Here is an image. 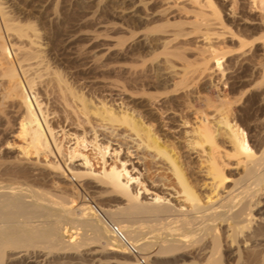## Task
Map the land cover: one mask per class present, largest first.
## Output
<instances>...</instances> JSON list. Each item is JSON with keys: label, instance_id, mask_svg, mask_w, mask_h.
<instances>
[{"label": "bare ground", "instance_id": "obj_1", "mask_svg": "<svg viewBox=\"0 0 264 264\" xmlns=\"http://www.w3.org/2000/svg\"><path fill=\"white\" fill-rule=\"evenodd\" d=\"M193 2H194L195 7L197 9H195L194 7H191L194 9L187 10L188 9L187 8V9H184V11L185 10L188 11V14H190L192 11H195L196 13L195 14L193 13L195 16H197L199 12H200V14L204 13L205 14L204 15L205 16V19H204L205 25L204 24L203 25H204V27L205 26L207 27V28H205L207 30H208V28L210 29L211 28L210 26H213V24H215V25L219 24L222 27L226 28L228 25L227 22H228L229 18H231V21L234 23V26H235V29L233 30L234 32H233L232 37L235 39L236 45H237V46L235 45L236 53H237V55L235 57L236 62H238L239 64H241L242 62H245L244 61L245 56L247 54H250V53H251L250 56L253 57V58L251 57L252 62L250 65L251 66V73H252L251 75H252L253 79H252L251 83L249 82L250 84L248 83V85H249L248 88L245 89V91L240 93V94L243 96L245 93V96H246V93H247V97L245 99L246 100L245 102H248L250 104H254V106H255V104L260 105V107L264 110V89L262 87V84L264 85V0H218V4H216L214 0H193ZM190 6H192V4ZM204 8L211 9L212 13L217 14L216 16H217V18L219 17L218 18L219 22H216V23L212 22V20L208 17L209 14L205 12L206 10ZM177 10H178V12H177ZM177 10H175L176 13H179L180 9H177ZM182 11H183V8H182ZM180 13H179V15H180ZM184 13H186V12H184ZM188 14L185 16V18L188 17ZM194 15H191V16L194 17ZM163 16H164V14H163ZM188 19H190V18H188ZM195 19H193V20H195ZM187 20H186V22H184L183 18L181 21H180V19L179 20H174V19L171 20V21H174V22H172L171 27L173 28V25L175 26L174 27L175 30L173 29V31H176V29H177L176 27H178L180 24L179 22L183 21V23H187ZM165 21H167V19ZM175 21H177V22H175ZM200 21H201V23H198V24L202 25V20H200ZM188 22H189V20H188ZM176 23H178V24H176ZM183 23H181L179 27H181V25ZM162 31L164 32V30H162ZM172 33H173L172 35H174L175 33L177 34V31L175 33L174 32H172ZM130 34H131V31H130L129 35ZM178 34L180 35V32H178ZM178 34H177V36H178ZM203 34H204V32H203ZM165 35H167V34H165ZM175 35L171 36V37H173L172 39H175L174 38ZM185 35L188 36V34L184 33L183 35L181 34V37L182 36L185 37ZM201 37H203V35H201ZM205 37H207V36H205ZM198 38L199 37H197L196 40H198ZM163 39L165 41H167V40L171 41V43H172L171 38L170 39L169 38L168 39L163 38ZM181 39H183V37ZM207 39H204V40L207 41ZM234 39H231V40H234ZM164 40H163V42H164ZM71 41H72V39L69 35L65 38L64 44H69V43H71ZM222 41H220V42H222ZM165 43H163V46H165L164 45ZM215 43H216V41H215ZM173 44H174V42H173ZM187 45L189 46L188 42H187ZM187 45H184L185 48ZM195 45L197 46V43H195ZM167 46H165L164 48H166ZM182 46L183 45H181V48H182ZM184 46H183V48H184ZM196 46L192 47V49H193V51L198 53V55H194L193 58H190V59L187 58V56H186V58L188 59L189 62H193V60L195 59L196 56L199 59V61L194 60V65L192 63V67L196 66L195 69L199 68V65L197 67V64H196L197 62H199L200 63L199 69H201L200 71L208 74V76H206V78L207 77L209 78L211 73L214 74V73H218V71H219V73L223 71L222 68L224 66L222 67V64H221L222 63V61H221L222 56H218V51H217L219 49L218 46H216L211 41H207L204 46H200L201 48L197 46L198 49L200 48L199 50L196 48ZM222 46H223V44H222ZM228 47H229V45H228ZM181 48L179 47V50H181ZM183 48H182V50H185ZM222 48H224V47H222ZM189 49L190 48H188V50ZM42 50L43 49L41 47V44L37 38H31L25 44H16V42H13V41L7 42L6 38L3 35V39H2V42L0 44V117L3 116L4 114H7V115L10 114V116L14 118L16 123H17V125H16L17 131L15 130L16 135L19 137V139L20 138L22 139V142H21L22 144L21 145L19 144L20 147L18 146L20 148L19 149L20 150V154H19L20 156L18 155V157L15 158L16 160L14 159L15 160L14 169H11V168L8 169L7 167H5L6 165L3 166L4 165L3 161H0V258H1V255L7 250L8 247L12 248V249L13 248H19V247L21 248V247H23V245L26 246L30 242L34 243L35 242L34 240H36V239H38V241H40L39 239H43V240H46L47 242H52V243L59 244V245L61 244V246L63 245L62 246L63 249L65 247L67 249H69L73 245V238L74 237L72 238L71 234H70L71 238L67 239V240L60 237L61 230L63 229L62 230L63 232H65L66 230L62 225L61 226L63 228H61L59 226V224H58L59 222L57 223L54 220L53 223H49L45 227H41L42 225L39 226L37 224H34V220L38 219V218H36L37 217L36 210H38V209H36L38 207V205L36 203L37 199H34V198H37V196L34 195L35 194L34 192L37 189H33L34 190V192H33V190L32 191L28 190V188H26L25 186H29V182H30L29 178L31 176H33L36 173V171L39 170L40 168H44V169L47 168V169H49V171L51 170V172L53 173L52 176L56 177L57 175H59V176L61 175V176H65L66 177L65 179H67L68 174H70L71 177L76 178V180H77V178H78V180L80 178L82 179L85 176H91V177L98 178L99 180H96V181L94 180L95 178L93 179L95 181V183H99L97 181H102V183H104L105 185L108 186V190L110 188L112 191H116V193L119 192L126 197V199H125V200H127V202H125L126 205L124 206L125 203L122 202V203H124L122 208H118V209L114 208L113 209V208H106L104 206H103L104 208L102 207V209L108 214V216L114 222H116L118 225H120L121 228L126 232L128 237L138 246L139 256L133 257L132 259H134V260H130L128 262H126L128 258L126 256H122L123 261L120 262L122 264H140V262L145 263V260L147 258H149L148 256H146L148 254V252H145V250L148 247L150 248V246H152V245L154 246V244H155V243L153 244L154 240L148 241V240L143 239V237H140V235H141L140 232L146 233L144 231H139L140 226L138 228L137 226L135 227L132 224H130V222L128 224L126 222H124L125 220L123 219V217H125L127 215H131V223H134L132 221H135V220H132L133 219L132 217H134V215L138 216L137 213L147 214L149 217H151L148 219H150V221L152 222V223L147 222L148 224L154 225L155 223H157V224H155L154 228H156V226L157 227L161 226V228H162L160 236H158V237L156 236L157 238L160 239L161 243L158 246V248H156L155 254L153 251V255H149V256H151V257L153 256V258L155 256L156 257L157 256L161 257L162 255L165 256L166 254L171 255V257L175 256V257L171 258V264H200L201 261L199 262V260L201 258L204 261H206V263H209L207 261H209L211 259V257L213 258L214 253L217 252L220 239L223 240V242H224L223 244H227V246H229V248L233 246V248H235L237 250V252H238V250L243 249V248L239 249L240 247H244L247 250H249V247L250 248L251 247H253V248L257 247L262 252H264V219L261 218V216H259V215L256 216L257 213H261L260 212L261 210L264 211V196L261 194V189H263L261 187V185L264 182V131H262V133H261L262 136H260L261 142H260L259 146L255 147V146L251 145L248 142L243 129L240 128L238 126V124H236V122L232 119L234 115H233V113L231 114V112H232L231 102L233 100L231 102H228L227 99H229L228 98L229 96L225 97L226 99H224V98L222 100L218 99L220 101V103L218 105H213L214 103L211 104L212 100H209L210 98H208V95L206 94L207 97L206 96H204V97L208 98L206 100H209V101H206L207 104L204 102L205 100L203 101L206 108L205 107L204 108L199 107V106H201L200 104H197L198 105V107H197L196 104L190 102V100H189L190 98L188 96H186L187 100H186V103H184L185 104L184 105L185 111L184 110L183 111L187 112V114H184L180 117L179 112L177 111L178 112L177 114L179 117H178V124H176L175 126H177V128L179 127V129H182V132L180 135H178V136L176 135L174 137V139L171 141V146H170V148H171L170 153L171 154L170 153L165 154L166 148H163L162 144H161V146L159 145V143H161V142H159V140L156 138L157 135L154 136V133H152L151 130L148 129V127L147 128L145 127L146 129L144 128L141 130L142 126H140V125H144V123H142V122H141L142 124L139 123L140 128L136 129V128H138V126L136 124H137V122H139V121L136 122V120H138L140 118V116L138 117V119H134L135 117H137V115H136V116H134V118L132 120L131 119L129 120L130 116L133 117V115H131V112H130V111H133V109H130L129 112L126 110H124V113L122 112L123 113L122 120L123 119H126L127 121L129 120L131 122L130 124H132V122H133L134 124H132V125H134L135 128L133 126L131 129H134L137 131V133H135V134L136 135L138 134L139 137L147 139L150 142L149 143L150 145L149 144H147V145H149L150 148H152V149L155 148L157 150L155 153H157V152L162 153L161 156H164V154H165L166 158L164 159V157H163V160L167 159L166 163H168V167L167 166L166 167L167 168L170 167L171 172L170 171L169 172L171 173V186L170 187L168 186L169 188H164L165 190L167 189L168 191L164 192V190H162L159 192H153V190H152V194H150V196L151 195L152 196L150 198L148 197V200H146V199H143V197H140L141 196L140 195L141 190H139V189L136 190L138 185H137L135 191H134V188H133V191L131 189V186H132L131 184L137 180H136V176H133L130 173L129 168L126 165V163H128V161L126 162L127 159L123 158V161L122 160L119 161L120 165H114V163L112 162L113 165H111L108 169H106L105 168L106 155H108V152L110 151L109 145L98 143L97 134H96L95 130H92L93 133L90 131L92 133V135H91L92 138L89 140L87 138V134H88L87 132L88 131L86 132V130H83V127H82L83 124H81V121H83V120L88 121V123L90 124V122H89L90 118H95L96 121L100 122V125H104L105 120H107V119H105V117L106 118L109 117L110 119L112 117H114V119H115V117H117V119L121 120L120 119L121 117L119 118V116H121V115L117 116V113H116L117 110L114 112L115 109L112 108L111 106L110 107H108V105L106 106L104 102H103V104H101L100 107H96V108L91 109L92 107L89 106L90 105V101H88L89 99L87 98L88 100H86L85 96H83L82 94H78L77 91H75V88H73L74 86L71 87V85H72L71 82H70V84H71L70 85L69 81H67V79H66L67 77H64V75L60 74L58 71H53L52 80L46 81L43 78V76H45L47 73H45L46 66H45V62H44L45 61L44 57L42 55V52H43ZM179 50H177V51L179 53H181ZM188 50L186 49V51H188ZM196 50H198V51H196ZM174 51H176V50H174ZM178 52L175 53V56L179 55ZM172 53H174V52H172ZM177 57H179L178 60H180V58H182V57L185 58V55H184V53H181V55L177 56ZM176 59L177 58L175 57L174 60H176ZM178 60H176L175 62H177ZM190 60H192V61H190ZM185 61H186V59H183L182 62H185ZM248 61H249V58H248ZM180 62L181 61H179L178 63H180ZM185 63H184V65H185ZM248 63H246V64H248ZM190 64H188V65L190 66ZM234 64H235V61H234ZM172 65L174 66V63L171 64V66ZM184 65L182 63H180L179 69L180 68L183 69ZM188 67H185L184 70ZM189 68H190L189 70L192 71L191 73L189 70H187V71L185 70V71L186 72L189 71L188 73H190L191 75H192V73H196V72L198 73V69H196L197 71L194 69L196 71V72H194V70H191L192 69L191 66ZM227 68H229V67H227ZM227 68L224 67L225 70ZM176 69H178V66L176 67ZM173 71H174V69H173ZM181 73H183V72H181ZM223 73H225V72H223ZM178 75L179 74L177 73L175 76L177 77ZM181 75H183V74H181ZM185 75H183V76L184 77L188 76V75L187 76H185ZM191 75H189L190 78H191ZM199 75H201V72ZM199 75H198V77H199ZM202 75H204V74L202 73ZM180 76H178V78ZM192 76H194V74ZM201 76H200V78H201ZM196 77H197V75H196ZM232 77H230V78H232ZM182 78L183 77H181L180 79L182 80ZM194 78H195V76H194ZM202 78H203V76H202ZM186 79H185V81H187ZM247 79H249V78H247ZM177 80L178 79H176V81ZM179 80H178V82H175L176 83L175 86L174 85L171 86L172 92H174L173 87H177L178 83H179L178 90L181 89V91L183 92L184 88L182 87V81H184V80L181 81V84H180ZM193 80H191V81H193ZM209 80H210V78H209ZM216 80H218V77ZM210 82H211V80H210ZM215 82H216L215 84H217L218 81H215ZM220 82H219V84H220ZM231 82H234V81H231ZM211 83H210V86H211ZM223 83L227 84V82L225 83V81ZM223 83L221 82V85L224 86ZM188 85H190V84H188ZM235 85H236V83H235ZM239 85H241V84H239ZM183 86L186 89H189L191 86L194 87L193 85H190L187 87V86H185L184 82H183ZM212 86H213V84H212ZM216 87H217V85H216ZM237 87H239V86H237ZM261 87H262V89H261ZM259 89H261V90H259ZM219 92H221V91H219ZM130 93H132V92H130ZM207 93H209V91ZM228 93H230V91ZM190 94H189V96H190ZM198 94H201L202 98H203L204 93H198ZM230 94L232 95V93H230ZM132 95H130V96H132ZM185 95H187V94H185ZM41 96H44L46 99L47 98L53 99V101L57 105L62 107V109H63L62 111L65 113V115H64L65 116V122H69V125L70 124H76L77 126H79V128L81 127L80 133L77 131H75V132L70 131V133H66V132L64 133V124H63V126H59V124H58L60 132L61 133L63 132L64 135L65 134L67 135L64 138H67L68 136H70L69 139L71 141L73 140V143H72L73 145H68V146H72V148L68 147L71 150L68 151L69 150L68 149L67 152L65 151L66 153H64L63 151H64V149H67V146L64 149H62V145H61L62 144L61 141L64 140L63 136L61 138L62 140L56 139V138H59V137H57V135L59 133L57 132V135L55 136L54 127H51V124L49 123V116L54 115V113L51 112L53 114H50L48 112V110L46 109L47 107L44 108L42 106L43 103L40 100ZM218 96H220V95H218ZM237 96H238V94H237ZM197 98L199 99V101L202 99L201 96H199V97L197 96ZM233 98H234V96H233ZM237 98H234V99L235 100H238L239 98L241 99V97H239L238 99ZM193 99H192V101H193ZM236 102L238 103V101H236ZM239 103H240V100H239ZM239 103H238V105H239ZM232 104H234V102ZM241 105H244V104H241ZM128 106H131V105H128ZM212 106H215L216 108L213 109ZM122 107H123V105H122ZM219 107H221V108H219ZM210 108H212L213 110L212 109L210 110ZM171 109H173V108L171 107ZM205 109L206 110L209 109L207 111H211V113L214 110L218 111L219 113H217L218 115L212 114L210 116V114L207 113V111ZM242 109H243V106H242ZM249 109H250V107H249ZM118 111H120V109ZM173 111L174 110H171V114H174ZM236 111H238V110H236ZM127 112L130 114H128ZM241 112H243V111H241ZM55 113H56V111H55ZM245 113H247V112H245ZM119 114H121V113H119ZM132 114H133V112H132ZM188 114H190L192 116V119H194V121L192 123H190V121L187 117ZM7 115L5 116V117H7L6 120L7 119L9 120L10 118H8ZM230 115H233V116H230ZM248 115H249V113H248ZM55 116H56V114H55ZM128 116H129V118H128ZM246 116H247V114H246ZM3 118L4 117H2V119ZM54 119H55V117H54ZM259 119H261V117ZM6 120L4 122V123H6L5 126L7 125V123H10V122H8V120L6 122ZM50 120H51V118H50ZM250 120H252V119H250ZM261 120H264V112H263V118ZM85 121H83V123ZM140 121H141V118H140ZM88 123H84V124L87 125ZM113 123H114V121H113ZM252 123H253V121H252ZM97 124L98 123H96V126H97ZM100 125L98 124V126H100ZM146 125H144V126H146ZM67 126H68V123H67ZM216 126L220 127V129L216 128ZM259 126H261V125L259 124ZM259 126H258V128H259ZM262 126H264V125H262ZM7 127H8V125H7ZM74 127H76V126H74ZM91 127H89L90 128L89 130L93 129ZM93 127H94V125H93ZM107 127L105 128L106 131L109 130V128H107ZM110 127H111V125H110ZM13 128H14V126H13ZM98 128H99V130L103 129V128L100 129V127H98ZM176 129H175V131H176ZM9 130H11V129L9 128ZM75 130H76V128H75ZM87 130H88V128H87ZM113 130L115 131V129L112 128V131ZM261 130H263V129H261ZM0 136H2V135H0ZM118 137H120V136H118ZM139 137H137V139H139ZM219 137H222V139L221 138L219 139ZM142 138H140V140H142V141L139 140L140 145H141V142H142V145H143V142H146V141H143L145 139H142ZM131 139H133V138H131ZM160 141H161V139H160ZM89 143H90V145L92 144L91 146L96 149V153L98 152L97 154L99 155L100 160H102L101 161L102 171L99 173L98 172L94 173L92 171V169L90 168L91 163H90V160L87 158V155L85 156L83 153L79 152V150H78L79 147L85 148ZM166 143H165V145H166ZM6 144L7 145L10 144V146H11V143H9L8 141ZM10 146H7V147L9 148ZM144 146H145V144H144ZM149 147H147V149ZM1 148H0V150H1ZM150 148L148 150H150ZM176 148H178V150ZM112 149H114V148H111V151H114L112 154H115V150H112ZM175 149H176V151H175ZM150 151H153V150H150ZM117 152L118 151H116V154H117ZM29 155H33L34 159L28 158ZM40 155L45 156L44 160L48 159V156L51 155V156H53V160L40 162V161H38V158H37ZM156 155L158 156V153ZM16 156H17V154H16ZM1 158L3 159V157H1ZM57 158L61 159L63 161V163L67 159L71 160L73 158L72 160H74V158L75 159L81 158L82 161L80 160V162H82V164L79 163L78 166L80 165L81 167H77V165L74 166L70 161L67 160L68 162H70V165L72 164V166H67L65 164L66 163L65 162L64 163L66 165V169H65L63 167V164L61 163V161L59 162L58 161L59 159H57ZM154 158L156 159L157 157H154ZM163 162H165V161H163ZM5 163H6V161H5ZM156 165H160V163H157ZM131 166H133V165L131 164ZM11 167H12V165H11ZM133 170H135L134 167H133ZM167 170H169V169H167ZM228 170H233V173L232 172H231V174L228 173L229 172ZM138 172L139 171H137L136 173H138ZM140 175H141V173H140ZM39 176L44 177L42 175H39ZM48 176L46 178H48ZM161 177H160V179L159 178L158 179L161 180ZM137 178H138V175H137ZM87 179H89V178L87 177ZM91 180H92V178H91ZM72 181H74V179ZM72 181H71V183H72ZM80 181H78V183ZM158 181H157V183H158ZM163 181H164V179H163ZM55 182H57V181H55ZM161 182H162V180H161ZM161 182H159V184H161V187H162L163 184ZM33 183L35 184V182H33ZM33 183H32V185H34ZM138 183H140V182L137 181V184ZM68 184H70V183H68ZM142 184H143V182H142ZM40 185H38L36 187L39 188ZM53 185H55V183ZM58 185H55V186H58L61 188V186H60V185H62L61 181H60V184L58 182ZM63 185H64L63 188H65V190L63 188L62 189L65 192H68V190H66V188L68 187L67 184H63ZM50 186H51V184H50ZM50 186L48 188L53 187V186H51V187ZM58 187H56V190L59 192L58 193V195H59L60 192H64V191L60 188H59L60 190H58L57 189ZM143 187H144V185H143ZM70 188H71L70 190H72V188L74 190H77L75 188V185H74V187L72 186ZM140 188H142V187H140ZM46 189H44V186H43L41 190L46 191ZM53 189L55 190L54 187H53ZM144 189H147V188L145 187ZM144 189H142V191H144ZM50 190L48 189L47 195H46L47 192L45 193V195L47 197H50V195H49ZM74 190H72V191L75 194L76 192ZM146 191H144V192H146ZM51 192H55V191H51ZM55 193H57V192H55ZM55 193H53L54 196L57 195ZM73 193H72V195H74ZM62 194H64V193H62ZM41 195L44 196V194H42V193H41ZM68 195L70 196L71 194H68ZM110 196H111V193H110ZM66 197H68V196H66ZM80 197H82V195H80ZM95 197L92 196L91 197L92 200ZM125 197L122 196V198H125ZM52 198H53V196L51 197V199ZM60 198H61V200L57 199V201L60 200V202H57V203H58L59 209L62 213L61 214L59 213L60 215L55 214L56 216H59L58 218H62V219L64 218V220L66 219L67 222L69 220L70 222L72 221V223L73 222L76 223L79 227L81 226L82 228H85L87 230H91L93 234L90 233V235H88V236L91 237V234H92L93 235L92 240L94 239L95 242L97 241L98 243H100L104 249L107 247L108 248L112 247L111 249H113L115 252L121 253L123 255L126 254L125 251L122 250L116 244V242L109 236L107 230L91 214L88 205L86 204V202L83 201L84 198L83 199L81 198L82 200L79 198L80 200H78L77 199L78 197L76 195V199L78 200V202H76V203H78V204L75 203L76 204V206L74 205L75 207H71V206L66 205V203H69V202H67V201L65 202V199H66L65 196H60ZM41 201H42V199L40 200V202ZM50 201L52 202L53 199ZM50 201H46V202L50 203ZM53 202H52V204H55L53 206H56V204H57L56 201L54 203ZM70 202H71V200H70ZM74 202H75V200H74ZM42 203H44V202H42ZM100 204H102V203H100ZM48 206H49V204H48ZM116 206H117V204H116ZM46 211H50V210H47V208H46ZM255 211H256V213H254ZM131 212H132V214H130ZM134 212H136L137 215L136 214L133 215ZM49 214H51V212ZM44 216H45V213H44ZM52 216H54V215H52ZM58 218H57V220H58ZM39 219H41V218H39ZM128 220H129V218H128ZM128 220H127V222H128ZM42 221L44 222L45 220H42ZM153 221H155V222H153ZM60 222H62V220ZM64 222H62V223H64ZM67 222H65V223L68 224ZM72 223H71V225H72ZM138 224H140V223H138ZM151 225H149V227ZM72 226L76 228V226H74V225H72ZM152 229H150V230L152 231ZM70 230L73 231L72 229H70ZM77 231L79 232V230H77ZM155 231H156V229H155ZM76 232H74V233L78 234ZM75 234H73V236ZM80 237H81V233H80ZM156 237L151 236V238H156ZM79 239H81L82 242L85 239V243H86V240L87 241L89 240V238L86 239L83 236H82V238H79ZM92 240H90V241H92ZM38 241H36V242H38ZM41 241H40V243H41ZM46 241H42V243L44 245H46L45 244ZM92 243H94V242H92ZM37 244H39V242ZM234 245H235V247H234ZM36 246H38V245H36ZM99 247H101V246H99ZM57 248H59V246ZM41 250H42V248H41ZM107 250H109V249H107ZM113 250H112V252H113ZM35 252H36V250H35ZM184 252H186V253H184ZM187 252H193V255L189 256ZM10 254H12V253H10ZM25 254H26V252H25ZM43 254H44V252H43ZM59 254H60V252H59ZM195 254H197L198 256L197 255H196L197 257L194 256ZM12 255H15V253ZM185 256H187L188 258ZM235 257H237V256H235ZM91 259H93V258H91ZM263 259H264V257H263ZM53 260H54V258H53ZM63 260H64V258H63ZM34 261H35V259H34ZM150 261H151V259H150ZM236 261H238V260L236 259ZM156 263H157V261H156ZM162 263L165 264L164 262H162ZM153 264H154V261H153Z\"/></svg>", "mask_w": 264, "mask_h": 264}, {"label": "rangeland", "instance_id": "obj_2", "mask_svg": "<svg viewBox=\"0 0 264 264\" xmlns=\"http://www.w3.org/2000/svg\"><path fill=\"white\" fill-rule=\"evenodd\" d=\"M214 1L216 4H218V0H214ZM191 4H192V6H190ZM191 7H194L195 9H197L195 7L193 0H0V44L2 42L3 35L6 38L7 42L13 41V42H16V44H25L31 38H37L41 44L42 49H43L42 55H43L44 60H45L44 61L45 66H46L45 73H47L45 76H43V78L46 81L52 80L53 71H58L60 74H63L64 77H67L66 78L67 81H69V84L71 82V84H72V85L70 84L71 87L74 86L73 88H75V91H77L78 94H82L83 96H85L86 100L89 99L88 101H90L89 106L92 107L91 109L96 108V107H100L101 104H103V102H104L106 106L108 105V107L111 106L112 108H114L115 109V110L113 109L114 112L117 110L116 111L117 116L121 115V116H119V118L121 117L120 118L121 120L117 119V117H115V119H114V117H112L111 119L109 117L108 118L105 117V119H107V120H105L104 123L108 127L105 124L100 125V122L96 121L95 118H90V121H89L90 124L88 123V121L83 120V121H85L84 123H88L90 125L89 126L87 124L89 127L92 126L91 128H93V129H91V130H89L90 128L86 124H84L83 121H81V124H83V126H82L83 130H86V132L88 131L87 132L88 133L87 138L89 140L92 138V136H91L93 133L92 130H95L96 134H97L98 143L109 145L110 151L108 150L109 151L108 155H106V165H107V166L105 165L106 169H108L111 165H113V163H114V165H120L119 161H121V160L123 161V158L127 159L126 162L128 161V163H126V165L129 168L130 173L133 176H136V180L140 182L137 184V181H134V183L136 182L135 183L136 185L134 183H132L131 189L133 191V188H134V191H135V189L138 185L136 190H138V189L141 190L140 191L141 192L140 197H143V199H146V200H148V197L150 198L152 196V195L150 196V194H152V190H153V192H159L162 190H164V192H166L168 190L167 189L165 190L164 188H169L171 186L170 167L167 168L168 167V163H166L167 159L163 160V157L165 159L166 158L165 154L170 153L171 141L174 139V137L176 135L177 136L180 135L182 132V129H179V127L177 128V126H175V125L178 124V117H179L177 114L178 112H179L180 117L184 114H187V112H184L185 111L184 110V105H185L184 103H186V100H187L186 96H188L190 98L189 99L190 102L195 103L197 107H198L197 104H200L201 106H199V107H202V108H204V107L206 108V106L203 103L204 100H205L204 101L205 103H206V101L212 100V102L210 101L211 104L214 103L213 105H218L220 103L219 100H222L223 98L226 99L225 97L229 96L228 98L230 100L227 99L228 102H231L233 100L231 102V106H232L231 114L233 113L234 116L230 115V116H233V118L232 117L231 118L236 122V124H238V126L240 128L243 129L248 142L255 147L259 146V144L261 142L260 136H262L261 133H262V131H264V128H263L264 126H262V125H264L263 124L264 120H261L263 118L264 110L260 107V105L255 104V106H254V104H250L248 102H245L246 101L245 99L247 97V93H246V96H245V93L243 96L240 94V93L244 92L245 89L248 88V86H249L248 83L249 82L251 83V81L253 79V77L251 75L252 73H251V66H250L253 57L250 56L251 55V53H250V54H247L245 56V58H244L245 62H242L241 64L236 62V60H235L236 59L235 57L237 55L236 47H235L236 41L232 37L233 32H234L233 30L235 29L234 23L231 21V18H229V20L227 22L228 28L227 27L224 28L219 24H218L219 26L217 24L216 25L213 24V26H210L211 28L210 29L208 28V30H207V29H205L207 27L206 26L204 27V25H205V21H204V19H205L204 15L205 14L204 13L200 14V12H199L198 13L199 16L198 15L195 16L194 15L196 13L195 11H192L190 14H188V11H186V10L184 11V9H187V8H188L187 10L194 9ZM182 8H183V11L186 13H184L182 11ZM177 9H180V11H179V13L181 12L180 15H179V13H176L175 10H177ZM204 9L206 10L205 12L209 14L208 17L212 20V22H215V23L219 22L218 21L219 17L217 18V16H216L217 14L212 13L211 9H207V8H204ZM177 12H178V10H177ZM163 14H164V16H163ZM187 14H188V17L185 18V16ZM191 15H194V17L196 19ZM182 18H183L184 22H186V20L188 18H190V19H188L189 22L187 20V23H183V21L179 22L180 24L181 23H183V24L181 25V27H179L180 24H179V26L177 25L179 27V28L176 27L177 28L176 29L177 34H178V32H180V35L178 34V36H177V34L175 33L176 31H173L175 26L173 25V28L171 27L172 22H174L171 20H173V19L179 20L180 19V21H181ZM166 19H167V21H165ZM193 19H195V20H193ZM200 20H202V25L198 24V23H201ZM175 22H177V21H175ZM176 24H178V23H176ZM162 30H164V32ZM130 31H131V34L129 35ZM172 32H174L176 34V35L174 34L175 39H172L173 37H171V36H174V35H172L173 34ZM203 32H204V34L205 33L206 34L204 35ZM184 33L188 34V36L187 35H185V37L182 36L183 39H181L182 38L181 34L183 35ZM165 34H167V35H165ZM5 35L6 36L8 35V36L6 37ZM69 35L72 39L71 43L64 44L65 38ZM201 35H203V37H201ZM205 36H207V37H205ZM197 37H199L198 40H196ZM163 38H165V39L171 38L172 43H171V41H168V40L165 41ZM204 39H207V41H211L216 46H218V48H219L217 50L218 56H222L221 57L222 67L223 66L225 68L229 67L226 70L224 69V67L223 68L221 67L223 71L220 73H219V71H218V73H214V74L211 73L209 78H210L212 83L210 82L208 77H207L208 79L206 78V76H208V74L200 71L201 69H199L200 68L199 62L196 63L197 67L199 65V68H196V69H198L199 74H200V72H201V75H202V73L204 74V75H202L203 78L201 75H199L196 72L197 71L195 69L196 66H193L194 68L192 67V63L194 65V60L199 61L197 56L195 57L194 60L192 59L193 62H189L187 59V58H189V59L193 58L194 55H198V53L193 51L192 47L196 46L195 43H197L198 47L204 46L205 43L207 42ZM231 39H234V40H231ZM163 40H164V42H163ZM214 40L216 41V43ZM220 41H222V42H220ZM173 42H174V44H173ZM187 42H188L189 46L187 45ZM163 43H165L164 44L165 46H167L169 43L170 44L166 48H164L165 46H163ZM222 44H223V46H222ZM181 45H183V46L187 45L186 48H185V46H184V48L182 46V48L185 50H182ZM228 45H229V47H228ZM197 46H196V48L198 49ZM179 47L181 48L182 51L179 50ZM187 47L190 49L188 50ZM222 47H224V48H222ZM186 49L188 51H186ZM174 50H176V51H174ZM177 50H179L181 53H184L185 58H183L184 56L182 55L183 57L180 58V60H178L179 57H177V56H180L181 53H179ZM198 50H196V51H198ZM172 52H174V53H172ZM177 52L179 55L175 56V53H177ZM186 56H187V58H186ZM175 57L177 58L176 60H178L177 62H175L176 60H174ZM247 57L249 58V61H248ZM183 59H186L187 62L186 61H185L186 63L182 62ZM192 60H190V61H192ZM179 61H181L180 63H182L183 65L185 63V65L183 66L184 68L188 67L189 66L188 64L191 63L190 64V66L192 68L191 70H194V69L196 70V71L194 70V72H196V73H192V75L194 74L195 78H194V76H192L190 74L192 72L189 70L190 66L185 69L186 71L189 70L190 73H188L189 71L186 72L184 70V68L179 69V67H180V63H178ZM234 61H235V64H234ZM173 63H174V66L173 65L171 66V64H173ZM246 63H248V64H246ZM175 66L176 67L178 66V69H176ZM171 67L172 68L174 67L173 68L174 71ZM181 72H183V73H181ZM223 72H225V73H223ZM177 73L179 74L178 76H180L181 74H183V75L186 74L185 76L188 75L187 76L188 78L184 77L183 75H181L178 78V76L177 77L175 76ZM195 74L197 75V77ZM189 75H191V78ZM198 75H199V77H198ZM200 76H201V78H200ZM181 77L184 78V79L182 78V80H184V81H182L180 79ZM217 77H218V80H216ZM230 77H232V78H230ZM247 78H249V79H247ZM176 79H178V80L180 79L179 80L180 84L182 81V87L184 88L183 92L181 91L180 88H179L180 90H178L179 83L177 84V87H173L174 92H172L171 86H173V85L175 86L176 85L175 82H178V80L176 81ZM185 79L187 81H185ZM191 80H193V81H191ZM215 81H218L217 84H215L216 83ZM220 81L222 83L225 81V83L227 82V84L223 83L224 84V86H223V85H221ZM231 81H234V82H231ZM183 82L185 83V86H187V87L190 85H193L194 87L191 86L189 89H186L183 86ZM219 82H220V84H219ZM210 83H211V86H210ZM235 83H236V85H235ZM242 83L243 84L245 83V84L243 85ZM188 84H190V85H188ZM212 84H213V86H212ZM239 84H241V85H239ZM216 85L218 88L216 87ZM237 86H239V87H237ZM262 87L264 89L263 84H262ZM262 87H261V89H262ZM261 89H259V90H261ZM218 90L221 92H219ZM206 91L207 92L209 91V93H207ZM229 91H230V93H232L234 98H237L240 95L239 97H241V99L238 97L239 99L237 98L238 100H235L233 98V96L230 93H228ZM130 92H132V93H130ZM196 93L197 94L198 93H204L203 98H202L201 94L197 95ZM185 94H187V95H185ZM189 94H190V96H189ZM206 94L208 95V98H210L209 100H206V99H208V98H206L207 97ZM237 94H238V96H237ZM130 95H132L133 97ZM218 95H220V96H218ZM197 96L198 97L201 96V98L203 100L201 99L199 101ZM204 96H206V97H204ZM192 99H193V101H192ZM40 100L43 103L42 106L44 108L47 107L46 109L48 110V112L50 114L54 113V115L49 116V123L51 124V127H54L55 136L57 135V132L59 133L57 135V137H59V138H56V139L62 140L61 138L63 136L64 140L61 141L62 149H64L67 146V149H64L63 152L66 153L68 149H69L68 151H70L71 150L70 148H72V146H68V145H73L72 144L73 140L71 141L69 139L70 136H68L67 138H64L65 136H67L66 134L64 135V133L65 132L70 133V131L71 132L77 131L80 133L81 127L79 128V126H77L76 124H70L69 125V122H65V116H64L65 113L62 111L63 110L62 107L57 105L53 101V99H51V98L46 99L44 96H41ZM239 100H240V103L244 104V105H241L239 103ZM236 101H238L239 105ZM233 102H234V104H232ZM122 105H123V107H122ZM128 105H131V106H128ZM124 106L125 107L127 106L129 109L127 107L125 108ZM242 106H243V109L245 111L242 109ZM171 107L173 109H171ZM249 107H250V109H249ZM212 108L215 109L216 107L212 106ZM212 108H210V110ZM219 108H221V107H219ZM119 109L121 112L118 111ZM130 109H133V111H130ZM124 110H126L128 112L130 111L131 115H133V117L130 116V118L128 116L129 120L130 119L132 120L134 118V116H136V115H137V117H135L134 119H138V117L140 116L141 121H140V118L138 120H136V122L139 121L136 124L138 126V128H136V129H139L140 128L139 125L142 123H144V125L147 124L148 126L147 125L146 126L140 125V126H142L141 130L144 129L145 127L146 128L148 127V129H150L151 132L154 133V136L157 135L159 137L158 138L156 136V138L159 140V142H161V143L158 142L159 145L161 146V144H162V147L166 148L165 149L166 152H165L164 156H161L162 153L157 152L158 156H159L158 157L156 155L157 153H155L157 150L155 148L152 149L149 147L150 142L145 138L139 137L138 134H137L138 136L135 134V133H137V131L134 129H131L134 126V125H132V124H134L133 122H132V124H130L131 122L129 120L128 121L126 119L122 120V118H123L122 115L124 113ZM171 110H174L173 111L174 114H171ZM207 110H209V109H207ZM236 110H238V111H236ZM55 111H56V113H55ZM214 111H212V113H211V111H207V113H209L210 116L212 114L218 115L217 113H219V112L215 111L216 112L215 113ZM241 111H243V112H241ZM51 112H53V113H51ZM132 112H133V114H132ZM245 112H247V113H245ZM119 113H121V114H119ZM248 113L250 116L248 115ZM55 114L57 117L55 116ZM128 114H130V113H128ZM246 114H247V116H246ZM6 115L7 114H4L3 116L0 117V119H1L0 120V127H1L0 128V135H2V136H0V148L2 147L0 150V152H1L0 153V161H3V163H4L3 166L6 165L5 167H7L8 169H10V168L14 169V167H15L14 162L16 160L15 158H17L18 155L20 154V150H19L20 148L19 147L22 144L21 143L22 139L21 138L19 139V137L16 135L17 123H16L15 119L10 116V114L7 115L8 118H10L9 120L7 119L8 122H10V123H7L8 127H7V125L5 126L6 123H4V122L7 118V117H5ZM53 116L55 117V119ZM2 117H4V118L2 119ZM187 117H188L190 123H192L194 121V119H192V116L190 114H188ZM260 117H261V119H259ZM50 118H51V120H50ZM250 119H252V120H250ZM7 120H6V122H7ZM113 121L115 124L113 123ZM252 121H253V123H252ZM95 122L98 123L100 126H98V124L96 126ZM67 123H68V126H67ZM58 124H59V126H63V124H64V133L60 132ZM109 124L111 125V127ZM259 124L261 126H259ZM93 125H94V127H93ZM13 126H14V128H13ZM74 126H76V127H74ZM105 126L107 128H109L110 131L109 130L106 131ZM258 126H259V128H258ZM98 127H100V129L103 128L105 131L103 129L99 130ZM9 128L11 130H9ZM75 128H76V130H75ZM87 128H88V130H87ZM112 128L115 129V131L114 130L112 131ZM134 128H135V126H134ZM216 128L220 129V127H218V126H216ZM175 129H176V131H175ZM261 129H263V130H261ZM118 136H120V137H118ZM130 137L133 138L135 141L133 139H131ZM137 137H139V139H137ZM140 138L145 139L143 141H146V142H143V145H142V142H141V145L139 144V142L142 141V140H140ZM220 138L222 139V137H219V139ZM160 139H161V141H160ZM7 141L9 143H11V146H10V144H8V145L6 144ZM165 143H166V145H165ZM144 144H145V146H144ZM147 144H149V145H147ZM6 145L10 146V147L8 148ZM91 145L89 143L85 148L79 147L78 150H79V152L83 153L85 156L87 155V158L90 160V163H91L90 168L92 169V171L94 173H97V172L99 173L102 171V163H101L102 160H100L99 155L97 154L98 152L96 153V149L94 147H92ZM68 147H70V148H68ZM147 147H149L150 150H153V151L148 150L149 148L147 149ZM111 148H114L112 150H115V154H112L114 151H111ZM176 149L178 150V148H176ZM176 149H175V151H176ZM116 151L119 152V153L117 152L118 155L116 154ZM16 154H17V156H16ZM1 157H3V159ZM154 157H157V158L155 159ZM28 158L34 159V156L29 155ZM37 158H38V161H40V162L53 160V156H51V155L48 156V159H45V160H44V158H45L44 155H42V156L40 155ZM57 159H59V158H57ZM72 159L71 160L67 159V160L70 161L74 166L77 165V167H81L80 165L78 166L79 163L82 164V162H80V160L82 161L81 158L80 159L74 158V160H72ZM67 160L65 161L66 163L65 162L64 163L67 166H72V164L70 165V162H68ZM5 161H6V163H5ZM58 161L59 162L61 161V163L63 164V167L66 169V165L63 163V161L61 159H59ZM163 161H165V162H163ZM157 163H160L161 166L156 165ZM131 164L133 166H131ZM11 165H12V167H11ZM133 167L135 170H133ZM167 169H169V170H167ZM39 170H37L36 173L29 178V181H30L29 186H25L26 188H28V190H31V191L33 189H37L35 192L33 190V192L35 193L34 195L37 196V198H34V199H37L36 203L38 205V207L36 208V209H38V210H36V212H37L36 218H38V219L41 218V219H39V220L35 219L34 224H37L39 226L42 225L41 227H45L49 223H53L54 220L57 223L59 222L58 223L59 226L61 228L64 227L66 230L65 232L62 231L63 229L61 230L60 237H62L65 240L70 239L71 237L72 238L74 237L73 238V245L69 249H67L66 247L63 249L62 248L63 245L61 246V244L59 245V244H55L52 242H47L46 240H43V239H39L40 241L41 240L46 241L45 242L46 245H44L42 243V241H41V243H42L41 244L40 241H38V239H36V240H34L35 242L33 241L34 243L30 242L26 246L23 245V247H21V248L19 247V248H13L12 249V248L8 247L7 250L1 255L0 264H48V263L49 264H66V263L67 264H78V263L79 264H105V263L106 264H122V263H120L123 261L122 256H126L129 259V260L127 259V261L125 260L126 262H128L130 260H134V259H132L133 257L129 256L128 254L123 255L121 253L115 252L113 249H111L112 247H109V248L107 247L104 249L100 243H98L97 241L95 242L94 239L92 240V236H93L92 234L93 233L91 230H87L85 228H82L81 226H80L81 227L80 228L76 223H74V222L72 223V221L70 222L69 220L67 222L66 219L64 220V218L62 219V218H58L59 216H56V215H60L62 213L60 211L58 203H57V202H60V200H61L60 196H65V198H66L65 202L67 201L70 203V204L66 203V205L71 206V207H75L76 204H78L76 202H78V200H80L81 198L83 199L87 194L89 197L91 195L93 197L96 196L95 198H93V200L96 202V204H99L100 207L104 206L106 208L118 209V208H122L123 204L125 202H127V200H125L126 197L124 195H122L119 192L116 193V191H112L110 188L108 190V186L105 185L104 183H102V181H97L99 183H95L96 180H99L98 178H95V177L85 176L82 179L80 178L78 180V178H77V180H76V178H73L70 176V174H68L67 179H65L66 177L61 176V175H60L61 177L59 175H57L56 177L52 176L53 173L51 172V170L49 171V169H47V168L46 169L40 168ZM137 171H139V172L136 173ZM228 171H229L228 173H230V174H231V172L233 173V170H228ZM140 173H141V175H140ZM39 175H42L44 177H41ZM137 175H138V178H137ZM47 176H48V178H46ZM87 177L89 179H87ZM160 177H161L162 182H161V180H159ZM91 178H92V180H91ZM58 179L62 183V185H60L61 188L58 187L59 186L58 182L60 184V181ZM73 179L75 182L72 181ZM163 179H164V181H163ZM54 180L57 182H55ZM71 181L73 184L71 183ZM78 181H80V182L78 183ZM157 181H158V183H157ZM33 182H35V184ZM67 182L70 184H68ZM142 182H143V184H142ZM159 182H161L164 187L163 186L161 187V184H159ZM32 183L34 185H32ZM52 183L53 184L55 183V185H58V186H55ZM50 184H51V186H53L55 188V190L53 189V187L48 188L50 186ZM63 184H67V186L69 187L68 188L66 186L67 187L66 190H68V192L64 191L65 188H63L64 187ZM38 185H40L39 188L36 187ZM71 185L73 187L75 185V188L77 189V190H74L72 188V190H74L76 192L75 194L77 195L78 200L76 199V195L73 193V191L70 190L71 189L70 187H72ZM143 185H144V187H143ZM43 186H44V189L47 188L46 191L41 190ZM56 187H58L57 188L58 190H60L62 188L64 189V190L62 189L64 192H60V194H61V195L59 194L60 196L58 195L59 192L56 190ZM140 187H142V188H140ZM145 187L147 189H144ZM261 187L263 188V189L260 188L261 194L264 196V182L262 183ZM48 189L49 190L51 189L50 193H49L50 197L46 196L48 194ZM142 189H144V191L149 190L148 192L146 191L148 194L146 192L142 191ZM51 191H55L57 193L51 192ZM41 193L44 194L45 197L43 195H41ZM45 193H46V195H45ZM53 193L57 194L58 196L57 195L56 196L58 198L56 196H54ZM62 193H64V194H62ZM72 193L74 195H72ZM110 193H111V196H110ZM68 194H71V195L69 196ZM79 194L82 195V197H80ZM51 195L53 196V198H52L53 201L54 202L56 201V203H57L56 206H53L55 204H52L53 201L52 202L50 201V200H52ZM121 195L125 198H122ZM66 196H68V197H66ZM56 198L60 199V200L57 201ZM41 199H42V201L40 202ZM69 199L71 200V202ZM74 200H75V202H74ZM46 201H50V203L46 202ZM83 201L85 202V200H83ZM42 202H44L45 204ZM122 202H124V203H122ZM100 203H102L103 205ZM118 203L119 204L121 203L122 205L121 204L119 205ZM48 204H49V206H48ZM116 204H117V206H116ZM125 205H126V203L124 204V206ZM46 208H47V210H50V211H46ZM50 212H51V214H49ZM260 212L261 213H257L256 216L259 215V216H261V218L264 219V211L261 210ZM44 213H45V216H44ZM254 213H256V211ZM130 214H132V212ZM134 214H136V212H134L133 215ZM137 214H138V216L134 215V217H132L133 218L132 220H135V221H132L134 223H131V215H127V216L123 217V219L125 220L124 222H126L127 224L130 222V224H132L135 227L137 226L139 228V226H140L139 231L146 232V233L140 232L141 233L140 237H143V239L148 240V241L154 240V242H153V244L155 243L154 246L152 245V246H150V248L148 247L145 250V252H148V254L146 256H148L149 258H147L145 260L144 264H148V263L153 264V261H154V264H158V263L163 264L162 262H164L165 264H171V258L175 257V256L171 257V255H169V254H166L165 256L162 255L161 257H158V256L156 257L154 255L156 258L155 257L153 258V256L152 257L149 256V255H153V251L155 254L156 248H158V246L161 243L160 239L157 237L160 236L162 228H161V226H159V227L156 226V228H154L155 224H157V223H155L154 225L148 224L151 222L150 219H148V218H151V217H149L147 214H139V213H137ZM52 215H54V216H52ZM56 217L58 218V220ZM127 217L129 218V220ZM42 220H45V221L43 222ZM61 220H62V222L65 221L68 224H66L65 222L64 223L60 222ZM127 220H128V222H127ZM37 222L38 223L40 222V223L38 224ZM153 222H155V221H153ZM71 223H72V225H74V226L77 225L78 227L77 226H76V228L73 227L71 225ZM138 223H140V224H138ZM149 225H151V226L149 227ZM70 229H72L73 231H71ZM150 229H152V231ZM155 229H156V231H155ZM77 230H79V232L81 233V237H80V233ZM74 232H76L78 234H75ZM90 233H92L91 237L88 236V235H90ZM70 234L72 235L71 237H70ZM73 234H75L76 236L75 235L73 236ZM82 236L85 237L86 239L89 238V240L88 241L86 240V243H85V239H84L82 242V240L79 239V238H82ZM151 236H153V237L157 236V237L151 238ZM90 240H92V241H90ZM36 241H38L39 244H37L38 242H36ZM92 242H94V243H92ZM223 243H224L223 240L220 239L217 252L215 251L216 253H214L213 258L211 257V259L209 261H207L209 263H206V261H204L202 258L201 259L199 258L200 259L199 262L201 261L200 264H264V261H263L264 260L263 259L264 252H262L259 248L251 247L252 248L251 249L249 247V250H247L244 247H240L239 249H242V248L243 249L238 250V252H237V250L235 248H233V246L229 248V246H227V244H223ZM36 245H38L39 247ZM57 245L59 246V248H57L58 247ZM99 246H101V247H99ZM234 247H235V245H234ZM41 248H42V250H41ZM107 249H109L110 251ZM35 250H36V252H35ZM112 250H113V252H112ZM25 252H26V254H25ZM43 252H44V254H43ZM59 252H60V254H59ZM10 253H12V254L15 253V255H12ZM184 253H186V252H184ZM187 253L189 256L193 255V252H187ZM196 255L197 254H195L194 256H196ZM187 256H185V257H187ZM235 256H237V257H235ZM53 258H54V260H53ZM63 258H64V260H63ZM91 258H93V259H91ZM235 258L238 261H236ZM34 259H35V261H34ZM150 259H151V261H150ZM156 261H157V263H156Z\"/></svg>", "mask_w": 264, "mask_h": 264}, {"label": "built area", "instance_id": "obj_3", "mask_svg": "<svg viewBox=\"0 0 264 264\" xmlns=\"http://www.w3.org/2000/svg\"><path fill=\"white\" fill-rule=\"evenodd\" d=\"M91 214L107 230L109 236L131 257L139 256L138 246L128 237L126 232L114 222L108 214L96 204L88 195L84 197ZM140 264H144L140 262Z\"/></svg>", "mask_w": 264, "mask_h": 264}]
</instances>
